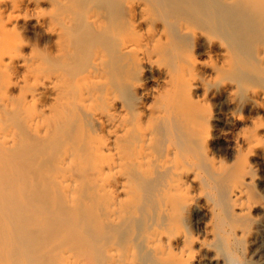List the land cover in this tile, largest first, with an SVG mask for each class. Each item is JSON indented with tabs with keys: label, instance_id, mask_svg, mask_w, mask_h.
<instances>
[{
	"label": "bare ground",
	"instance_id": "1",
	"mask_svg": "<svg viewBox=\"0 0 264 264\" xmlns=\"http://www.w3.org/2000/svg\"><path fill=\"white\" fill-rule=\"evenodd\" d=\"M74 262L264 264V0H0V264Z\"/></svg>",
	"mask_w": 264,
	"mask_h": 264
},
{
	"label": "rangeland",
	"instance_id": "2",
	"mask_svg": "<svg viewBox=\"0 0 264 264\" xmlns=\"http://www.w3.org/2000/svg\"><path fill=\"white\" fill-rule=\"evenodd\" d=\"M32 33H33V34H32ZM37 33H38V32H31V33H29V34H30V37H31L32 39H36V38H38V34H37ZM17 177L19 178V177H22V176L17 175ZM17 181H20V183H22V182H23V179H22V178H21V179L19 178V180H17ZM24 182H25V181H24ZM25 188H27V187H25ZM25 188H24V189H25ZM27 190H29V189H26V191L24 190L23 193H22V195H23L24 198L26 197V193L28 194V197H27L28 199H27V200H29V201L27 202V204H24L27 200L24 199V200H25V202H24L23 197H22L21 195H20L21 198H20V196H19L20 201L17 200V201H19V202H18V203L16 202V204H15V205H17V209H16L17 211H16V212H18V213H17V219L20 220V222L23 223L22 220H23V219L26 220V219H27L26 216L28 217V215H29L28 213L30 212L31 214H30V216L28 217L29 220L33 218L34 220L37 219L38 221L47 224V225H45V224L43 225L42 223L39 222V223L41 224V227H42V226H46V228H45V227H42V228H41L40 225L37 223V224L39 225L40 229H41L40 232L37 231V232H39V234H41V235L45 234L46 229H48V228H50V229H48L47 232H49V231L53 232V236H54L55 233L58 234V231H59L58 228H59V227L56 226L57 221H56L54 218H52V217H53L52 215H54L52 212H51L50 214L46 213V215H47V219H46V215H44V214L42 213V215H44V216H42V215H41V216L45 218V221H46V222H43V221H42V220H44V219H43V218H40V216H39L40 214H39V215L36 214V213H38V211H37L36 209L39 208V207L37 208L36 205H37V206H40V205H41V206H46V205H48V201H45V202H44V199H45V200H48V199H47L43 194L39 193V191H38L37 189H36V191H35V189H31V190H29V191H27ZM30 191H32L33 194H32V193L29 194L28 192H30ZM37 191H38V193H37ZM24 192H25V194H24ZM34 192L37 193V195H36V197H37V202H38V203L40 202V203L38 204L37 202H35V203L32 205V203H33L34 201H36V197H35V193H34ZM38 194H39V195H38ZM17 195H19V194L17 193ZM29 195H30V196H29ZM32 196H33V197H32ZM43 197H45V198H43ZM16 198H18V197H16ZM34 198H35V199H34ZM42 198H43V199H42ZM38 199H39V200H38ZM41 199H42V200H41ZM40 200H41V201H40ZM31 201H32V203H31L30 206L33 207V208H31L30 206H28L29 203H30ZM42 201H43V202H42ZM23 202H24V203H23ZM44 203H46V204H44ZM20 205H21V206H20ZM24 205H25V206H24ZM26 205H27V206H26ZM34 206H35V207H34ZM22 207H23L24 209H22ZM25 208H26V209L28 208V212H27V210H25ZM30 208H31V209H30ZM33 209H34V210H33ZM19 212H20V213H19ZM26 212H27V213H26ZM20 214H21V217L19 218L18 215L20 216ZM23 214H24V215H23ZM31 215H32V216H31ZM36 215H37V216H36ZM35 216H36V219H35ZM38 216H39V217H38ZM49 216H51V217H49ZM30 217H31V218H30ZM37 217L40 218V220H39ZM48 217H49V218H48ZM54 217H55V216H54ZM48 219H49V220H48ZM51 220H52V221H51ZM54 220H55L56 223L54 222ZM50 221H51V222H50ZM36 222H37V221H36ZM47 222H48V223H47ZM38 225H37V226H38ZM28 226H29V224H28ZM48 226H49V227H48ZM51 226H52V227H51ZM53 226H54V228H53ZM29 227H30V226H29ZM29 227H28V228H29ZM39 227H36V228L39 229ZM31 228L33 229V227H31ZM52 228L54 229V231H53ZM56 228H57V229H56ZM32 229H30V230H32ZM28 230H29V229H28ZM42 230H44L45 232L43 231V233H42ZM34 231H36V230H34ZM25 232L28 234L27 231H25ZM25 232L22 234V235L26 236V237L23 236V237L25 238L24 240H26V238H27V234H26ZM54 232H55V233H54ZM64 232H65V231H63L62 234H63V236H65V238L62 239V240H60L62 236L60 237V234H59L58 236H56V238H54L55 241H56V240H57V241H56V242L54 241V243H52V245H55V244H57V243L60 242V241L63 242V240H64V242H65V240L67 241V239H69L68 237H70V234H72V232H71V231H70V233H68L69 231H68V232H65V233H67V235H66ZM56 234H55V235H56ZM46 235H48V234H46ZM68 235H69V236H68ZM66 236H67V237H66ZM21 237H22V236H21ZM59 237H60V238H59ZM19 238H20V237H19ZM58 238H59V240H58ZM21 239H22V238H21ZM54 239H53V240H54ZM71 239H72V236H71V238H70L69 240H71ZM47 240H48V239H47ZM45 242H46V241H45ZM47 242H48V241H47ZM47 242H46V243H47ZM50 242H52V241H49V242H48V243L50 244V246H51V243H50ZM69 242H71V241H69ZM72 242L74 243V241H72ZM72 242H71V243H72ZM70 245H71V244H70ZM70 245H69V246H70ZM73 245H74V244H73ZM73 250H74V249H73ZM75 263H76V262H74V264H75Z\"/></svg>",
	"mask_w": 264,
	"mask_h": 264
}]
</instances>
